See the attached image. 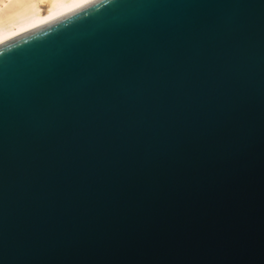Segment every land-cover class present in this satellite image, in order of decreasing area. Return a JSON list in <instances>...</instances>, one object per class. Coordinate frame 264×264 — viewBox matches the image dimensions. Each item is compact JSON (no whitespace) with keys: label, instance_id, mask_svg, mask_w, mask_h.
Wrapping results in <instances>:
<instances>
[{"label":"water","instance_id":"95a60500","mask_svg":"<svg viewBox=\"0 0 264 264\" xmlns=\"http://www.w3.org/2000/svg\"><path fill=\"white\" fill-rule=\"evenodd\" d=\"M0 264H264V0H91L1 42Z\"/></svg>","mask_w":264,"mask_h":264},{"label":"bare ground","instance_id":"6f19581e","mask_svg":"<svg viewBox=\"0 0 264 264\" xmlns=\"http://www.w3.org/2000/svg\"><path fill=\"white\" fill-rule=\"evenodd\" d=\"M91 0H0V43Z\"/></svg>","mask_w":264,"mask_h":264}]
</instances>
